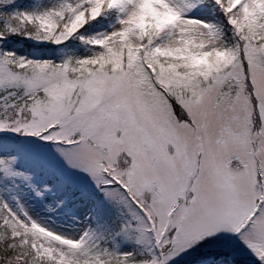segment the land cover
Instances as JSON below:
<instances>
[{
	"label": "snow or ice",
	"instance_id": "snow-or-ice-1",
	"mask_svg": "<svg viewBox=\"0 0 264 264\" xmlns=\"http://www.w3.org/2000/svg\"><path fill=\"white\" fill-rule=\"evenodd\" d=\"M0 264H264V0H0Z\"/></svg>",
	"mask_w": 264,
	"mask_h": 264
},
{
	"label": "rangeland",
	"instance_id": "rangeland-1",
	"mask_svg": "<svg viewBox=\"0 0 264 264\" xmlns=\"http://www.w3.org/2000/svg\"><path fill=\"white\" fill-rule=\"evenodd\" d=\"M83 215L82 209L76 208L75 204L71 205L69 202L66 207L56 209L54 212H40L37 219H41L46 222L49 227L57 231L74 233Z\"/></svg>",
	"mask_w": 264,
	"mask_h": 264
},
{
	"label": "trees",
	"instance_id": "trees-1",
	"mask_svg": "<svg viewBox=\"0 0 264 264\" xmlns=\"http://www.w3.org/2000/svg\"><path fill=\"white\" fill-rule=\"evenodd\" d=\"M11 37H19L21 39H25L23 42L18 41V40H13L11 39ZM9 37L8 41H7V46L11 49L14 50H18L21 54H28L31 53L33 51V49L37 46L36 42L34 41H30L24 37L21 36H11ZM77 47L79 52H84V48L83 46L79 45V42H77V45L75 46ZM71 203H74L75 201L70 200Z\"/></svg>",
	"mask_w": 264,
	"mask_h": 264
}]
</instances>
